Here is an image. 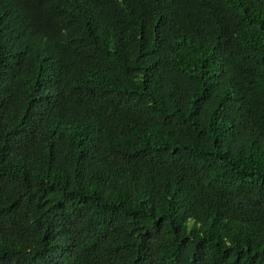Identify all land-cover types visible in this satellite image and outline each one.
Masks as SVG:
<instances>
[{"label": "trees", "instance_id": "obj_1", "mask_svg": "<svg viewBox=\"0 0 264 264\" xmlns=\"http://www.w3.org/2000/svg\"><path fill=\"white\" fill-rule=\"evenodd\" d=\"M0 264H264V0H0Z\"/></svg>", "mask_w": 264, "mask_h": 264}]
</instances>
